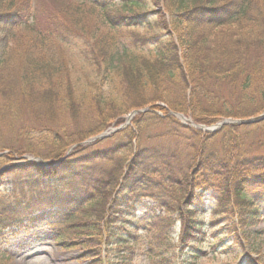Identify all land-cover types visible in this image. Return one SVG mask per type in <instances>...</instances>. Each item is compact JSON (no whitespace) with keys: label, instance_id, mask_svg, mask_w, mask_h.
Returning a JSON list of instances; mask_svg holds the SVG:
<instances>
[{"label":"trees","instance_id":"obj_1","mask_svg":"<svg viewBox=\"0 0 264 264\" xmlns=\"http://www.w3.org/2000/svg\"><path fill=\"white\" fill-rule=\"evenodd\" d=\"M84 1L89 3L85 14L79 10L83 5L64 7L44 19L43 29L37 25L31 28V36L15 40V31L33 18L31 3L0 0V166L7 167L0 173V189L11 184L16 191L32 190L43 179L86 186L88 191L70 207L57 208L50 214L52 219L41 213L29 224L46 219L62 223L67 236L57 234L54 240L63 243L70 238L68 246L80 249L81 260L90 264H130L133 254L128 245L137 241L136 224L124 216L139 197L152 199L164 213L155 216L151 212L143 220L149 236L148 258L168 264V256L178 249L189 262L197 261L205 255L206 239L216 242L221 236L220 232L206 235L202 224L194 220L204 207L205 193L212 191L218 208L236 215L232 226H251V219L264 215V121L224 125L213 134H203L165 116L166 111L156 104L163 103L206 127L263 114L264 0ZM143 2L151 4V17L141 10ZM137 25L152 35L138 36L131 30ZM123 28L131 32L128 47L133 52L117 47V30ZM62 45L76 51L71 60L83 61L92 77L109 85V98L103 99L98 92L84 98L77 95L70 58ZM219 84L236 91L233 103L212 95ZM199 91L208 98L206 103L198 97ZM146 107L164 116L140 114L132 122L134 132L128 129L117 134L130 151L136 143L130 160L120 158L122 142L106 151L79 145L128 112ZM24 119L56 128L42 130L34 138L26 131ZM151 127L161 129L154 136L161 141L187 140L185 159H179L173 149L165 153L166 145L146 146L153 141L147 133ZM20 138L28 144L36 139V147L44 149L46 156H39L33 146L17 148ZM72 146L76 147L54 170L33 162L21 166L10 162L13 156L24 155L57 162ZM97 163H106L98 176ZM22 208L15 199L0 204V233L28 223L9 218ZM176 221L180 235L175 246L168 231ZM115 247L121 250L111 260L108 255Z\"/></svg>","mask_w":264,"mask_h":264},{"label":"rangeland","instance_id":"obj_2","mask_svg":"<svg viewBox=\"0 0 264 264\" xmlns=\"http://www.w3.org/2000/svg\"><path fill=\"white\" fill-rule=\"evenodd\" d=\"M20 1H29L31 3V13L33 18H31L26 23V26L23 25L15 31V40L21 39V37L31 36V28L36 29L37 25H39V29H43L44 19L49 15H54V13L58 12L59 9H63L67 6H71L72 8H74L77 5H83V7L79 8V10L81 14H85L84 9H88L89 7V3L85 2L84 0ZM22 3L25 2H20V4ZM121 4L122 3L119 2L118 6H121ZM141 10H144V12L148 14L149 10H151V4H145V7H142ZM127 14L129 15V17H131V13L129 11L126 12V15ZM98 15L99 12L97 11L93 13V16L97 19ZM168 20L169 18L166 15V21ZM137 27L138 28L131 30L133 32H136L138 36L146 38L152 35L151 32L146 28H139L140 25H137ZM117 33V38L119 39L117 46L118 49L122 50L123 47H128V38L131 37V32L123 28L117 30ZM153 33L156 35H161V33L157 32L156 30H154ZM62 46L65 53L67 54V58H70V70L72 73V78L77 95L84 98L87 93L92 92V94H94L98 92L103 99L109 98V85L102 82L100 79L96 80L94 77H92L90 68L87 66V64H84L83 61H75V58L71 60L73 54H75L76 52L73 48L71 49L70 47H66L65 45ZM127 49L130 52H133L134 50H130L129 47ZM180 55L182 54L180 53ZM93 79L96 80V83L93 82ZM210 87H212V85ZM175 93L178 94V92ZM198 95V97L204 99L206 103L208 98L202 95V91H199ZM212 95H216V97H219L220 99L227 101L228 104H231L235 100L236 91L234 89H227L226 84H219L217 87L212 89ZM129 116H131V118L128 123H126L127 126L128 124H130V121L134 115H132V112H130L125 115L123 119L125 122V120ZM257 118L258 117L251 119ZM24 121L27 124L26 131L30 132L32 135L34 134V138L37 136V134L39 135V132H42V130L51 131L56 128V126L52 125L32 124L31 122L27 121V119H24ZM62 125L67 126L64 123H62ZM114 129V127H111L109 133ZM127 130L128 129H126L125 126L122 131ZM160 132L161 129L159 127L149 128L147 133L150 135L149 139L152 138L153 141H151L150 143L146 142V146L152 145L160 147L166 145V150H164L165 153L173 149L179 159H185L188 153L184 145L188 141H175V139H164L165 141H161L160 139L154 138V136H158ZM200 132L204 133L203 130H201ZM190 137L191 135H188V139ZM32 142V144H28L23 138H20L16 143V147L20 149H26V147L28 148L30 146H38L36 139H33ZM86 142H82L79 145L85 146ZM120 142H122V146H125L120 152V158L122 160L130 159L131 155H133L134 153V149H132V151L130 152L129 150L131 148L126 144V141L121 140L119 137L117 139L114 134L110 135L108 138L91 144L90 150L106 151L109 148L119 144ZM86 145L88 146V144ZM36 151L39 153V156H46L44 149L36 147ZM260 153H263V151H261ZM29 156L32 155H24L22 157L13 156V160L10 162L13 166H21L24 165L26 160L32 159ZM39 159L41 160V158ZM49 161L50 160L45 161L46 165L54 163ZM37 163H39V161H37ZM105 165L106 163L95 164L96 176L104 171ZM1 168L4 169L7 167L0 166V169ZM87 191L88 190L86 186L67 183L65 181H57V179H43V183L37 187H34L32 190L19 188L16 191L14 189V186L11 184H6L5 186H3L2 189H0V204L12 203L14 202V199L16 201H20L23 204V208L20 212L9 217L11 222H21L22 219H25L28 223L24 222L22 224L24 227H9L2 233H0V264H90L91 262L89 261L84 262L83 260H81L80 255L82 254V252L80 249L70 248L68 246V244H70L71 242L70 238H66L63 243L54 240V238L57 237V234L67 236L62 223H59L54 219L52 221L46 219L42 223L29 224V221L35 220V218L37 217L39 218L41 213H45L49 219H52L50 214L57 210V208L66 209L70 207L73 202L81 198L82 194ZM22 193H25L23 197H21ZM154 205L155 203L150 199H143L139 203L137 199L134 202V206L130 208L128 212H126L124 218H126L128 222H135L136 226L139 229V231L135 232L137 241L129 243L128 245V249L133 254L130 264H156V262L151 261L147 256L146 245L149 241V236L143 227V218L146 217L147 214V210L145 209ZM212 211L213 207L208 206L206 215L201 217V219L205 222H209L211 218H216L217 216H214V212L212 213ZM171 217L173 218L174 215H172ZM251 220L252 221L250 222H254V224L250 227H246L241 231H239V229L237 228V233H239L240 236L238 235L239 238H236V242L227 243L230 238L225 237V241L227 242L224 243L223 248L219 247L220 241L214 242L212 241V239H208L206 247L202 249V251L206 253V256L197 260L196 262H193L191 260L192 264H250L249 261H255L253 262V264H264V215L260 214L259 217ZM128 230L131 232L133 229H127V231ZM178 232L179 226L178 224H175L169 232L171 245L176 246ZM212 247L215 252L211 249ZM119 250L121 249L113 248V250L109 252L108 258H110L111 260H116V258L118 257V254L116 252H118ZM212 251L214 253H212ZM168 258V264H190V262L187 261L186 254L181 253L178 249L174 250L171 253V256H168Z\"/></svg>","mask_w":264,"mask_h":264},{"label":"water","instance_id":"obj_3","mask_svg":"<svg viewBox=\"0 0 264 264\" xmlns=\"http://www.w3.org/2000/svg\"><path fill=\"white\" fill-rule=\"evenodd\" d=\"M261 119H264V116H262ZM251 122H253V120H249L248 122H244V123H251ZM240 123H243V122H239L238 124H240ZM222 124H223V123H222ZM222 124L218 125L217 127H214L212 130H213V131L216 130L217 128H219L220 126H222ZM224 124H225V123H224ZM103 137H104L103 135H100V136L97 137L96 139L99 140V139H102ZM61 162H62V160L59 161V162H57L55 165L51 166V168L57 167Z\"/></svg>","mask_w":264,"mask_h":264},{"label":"bare ground","instance_id":"obj_4","mask_svg":"<svg viewBox=\"0 0 264 264\" xmlns=\"http://www.w3.org/2000/svg\"><path fill=\"white\" fill-rule=\"evenodd\" d=\"M129 119V118H128Z\"/></svg>","mask_w":264,"mask_h":264}]
</instances>
